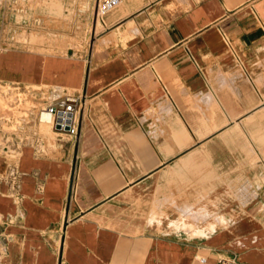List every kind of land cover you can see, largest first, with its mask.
Returning a JSON list of instances; mask_svg holds the SVG:
<instances>
[{"label":"crops","instance_id":"1","mask_svg":"<svg viewBox=\"0 0 264 264\" xmlns=\"http://www.w3.org/2000/svg\"><path fill=\"white\" fill-rule=\"evenodd\" d=\"M43 67L78 131L0 153V264H264V0H119Z\"/></svg>","mask_w":264,"mask_h":264},{"label":"rangeland","instance_id":"2","mask_svg":"<svg viewBox=\"0 0 264 264\" xmlns=\"http://www.w3.org/2000/svg\"><path fill=\"white\" fill-rule=\"evenodd\" d=\"M93 18L91 0H0V121H8L13 128L25 115L30 91L54 85L42 81L45 58L59 57L68 62L86 51ZM96 27L100 28L98 22ZM21 56L31 72L39 73V82L26 86L20 74L14 76V63L19 70ZM46 63L52 66L51 61ZM58 65L71 70L68 64ZM46 125L39 123L38 132L51 139Z\"/></svg>","mask_w":264,"mask_h":264},{"label":"built area","instance_id":"3","mask_svg":"<svg viewBox=\"0 0 264 264\" xmlns=\"http://www.w3.org/2000/svg\"><path fill=\"white\" fill-rule=\"evenodd\" d=\"M119 0H96L95 19L112 10ZM27 98L25 115L16 126L10 128L8 121H0V153L14 158L27 139L26 130L33 124L45 123L56 137L74 136L78 131V111L81 107L79 97L60 86L45 89H32ZM39 135V133H37ZM37 142V141H36ZM20 172L10 163L2 177L14 185L19 181ZM217 264H248L235 258H221Z\"/></svg>","mask_w":264,"mask_h":264},{"label":"bare ground","instance_id":"4","mask_svg":"<svg viewBox=\"0 0 264 264\" xmlns=\"http://www.w3.org/2000/svg\"><path fill=\"white\" fill-rule=\"evenodd\" d=\"M53 12V11H52ZM45 124V123H44ZM47 126V125H46Z\"/></svg>","mask_w":264,"mask_h":264}]
</instances>
